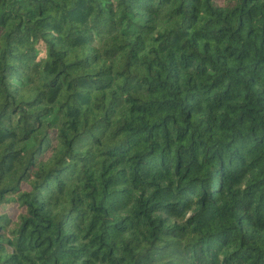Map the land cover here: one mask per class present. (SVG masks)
I'll return each instance as SVG.
<instances>
[{"label": "trees", "instance_id": "trees-1", "mask_svg": "<svg viewBox=\"0 0 264 264\" xmlns=\"http://www.w3.org/2000/svg\"><path fill=\"white\" fill-rule=\"evenodd\" d=\"M0 264H264V0H0Z\"/></svg>", "mask_w": 264, "mask_h": 264}]
</instances>
